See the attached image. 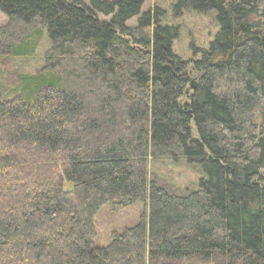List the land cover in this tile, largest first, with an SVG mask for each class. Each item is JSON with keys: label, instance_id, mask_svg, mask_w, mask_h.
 <instances>
[{"label": "trees", "instance_id": "trees-1", "mask_svg": "<svg viewBox=\"0 0 264 264\" xmlns=\"http://www.w3.org/2000/svg\"><path fill=\"white\" fill-rule=\"evenodd\" d=\"M160 1L0 0V264H264V0H174L217 29L188 60ZM44 27L40 69L6 74ZM135 203L96 245L101 207Z\"/></svg>", "mask_w": 264, "mask_h": 264}, {"label": "rangeland", "instance_id": "rangeland-1", "mask_svg": "<svg viewBox=\"0 0 264 264\" xmlns=\"http://www.w3.org/2000/svg\"><path fill=\"white\" fill-rule=\"evenodd\" d=\"M173 2L174 0H163L156 3L157 6L166 10L163 23L179 26V36L173 42V50L183 60L196 59L197 57H194L191 45L193 44L194 48H206L217 31L215 23L210 15L198 14L193 11H186L182 16L175 18L171 14L170 9V5ZM153 4V0H143L141 11L148 10ZM136 19L137 17L131 19L128 24H134ZM5 20L6 17L0 12V26L4 24ZM42 30L38 36H34L27 41V44L33 46L31 54L28 57L18 56L13 58L12 65L6 69V74L11 73L12 75V72H15L32 75L40 69L42 66V53L47 48V41L49 42L46 28L44 27ZM261 32H264V30H261ZM195 77L194 74H191L190 79L194 80L196 79ZM150 169L164 177L171 184L181 188L192 187L195 183L198 184V180L201 177L185 160L174 163L170 159H155L151 162ZM64 187H70L69 183L65 182ZM142 211V203H135L119 212L111 211L109 205L101 207L95 216V228L97 231L95 244L98 246L108 244L112 231H121L134 225Z\"/></svg>", "mask_w": 264, "mask_h": 264}, {"label": "water", "instance_id": "water-1", "mask_svg": "<svg viewBox=\"0 0 264 264\" xmlns=\"http://www.w3.org/2000/svg\"><path fill=\"white\" fill-rule=\"evenodd\" d=\"M262 44H263V46H264V32H263V34H262Z\"/></svg>", "mask_w": 264, "mask_h": 264}]
</instances>
